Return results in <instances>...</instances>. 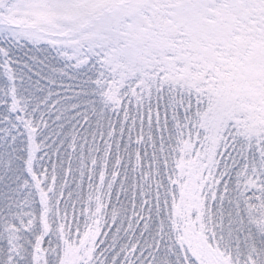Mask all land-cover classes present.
Instances as JSON below:
<instances>
[{
  "label": "snow or ice",
  "instance_id": "6c2138e0",
  "mask_svg": "<svg viewBox=\"0 0 264 264\" xmlns=\"http://www.w3.org/2000/svg\"><path fill=\"white\" fill-rule=\"evenodd\" d=\"M0 264H264V0H0Z\"/></svg>",
  "mask_w": 264,
  "mask_h": 264
}]
</instances>
